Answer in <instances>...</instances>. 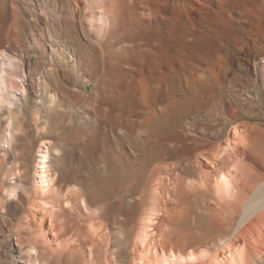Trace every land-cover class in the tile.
Here are the masks:
<instances>
[{"label": "bare ground", "instance_id": "obj_1", "mask_svg": "<svg viewBox=\"0 0 264 264\" xmlns=\"http://www.w3.org/2000/svg\"><path fill=\"white\" fill-rule=\"evenodd\" d=\"M2 242L264 264V0H0Z\"/></svg>", "mask_w": 264, "mask_h": 264}, {"label": "rangeland", "instance_id": "obj_2", "mask_svg": "<svg viewBox=\"0 0 264 264\" xmlns=\"http://www.w3.org/2000/svg\"><path fill=\"white\" fill-rule=\"evenodd\" d=\"M71 51H73L72 48H71ZM232 78L234 79L235 76L232 75V76H231V80H233ZM227 121H228L227 119H223V122H227ZM184 123H185V124H189V123H190V120L186 119V120H184ZM35 142H36V143H35ZM35 142L32 144V148H33L34 150L36 149V147H37V143H38L39 141L37 140V141H35ZM35 144H36V145H35ZM34 145H35V146H34ZM24 146H25V144L23 143L22 146H21V148H23ZM33 149H32V150H33ZM34 150H33V151H34ZM15 222H16L15 220L12 221L13 224H15ZM11 230H12V229L10 228V226L6 227L7 235H8V234H9V235L12 234V233H11V232H12ZM5 247H6V243H3V242H2L1 245H0V249H1L2 252H3V250L5 249Z\"/></svg>", "mask_w": 264, "mask_h": 264}]
</instances>
